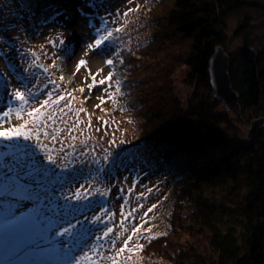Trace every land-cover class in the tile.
I'll list each match as a JSON object with an SVG mask.
<instances>
[{
  "label": "trees",
  "instance_id": "16d2710c",
  "mask_svg": "<svg viewBox=\"0 0 264 264\" xmlns=\"http://www.w3.org/2000/svg\"><path fill=\"white\" fill-rule=\"evenodd\" d=\"M12 1L23 9L21 16L34 35L48 8L65 13L85 8L90 0ZM244 4L151 0L141 16L146 39L132 46L114 44L128 86L142 97L136 110L141 132L129 147L148 149L147 168L166 166L174 196L166 235L151 243L143 239L141 264H264V132L250 144L229 137L224 127H231L232 120L217 112L221 101L214 99L209 76L210 60L226 42L225 20ZM3 29L0 18V33ZM1 55L9 65L8 75L23 80L14 61ZM183 66L184 82L193 87L186 102L177 95L175 82ZM229 72L234 90L241 94L242 111L264 116V48L256 53L242 49L236 62L230 60ZM0 102L8 105L1 92ZM89 109L93 118L111 119L116 108L99 104ZM180 158L186 159L183 168L168 166ZM226 187L231 193H224Z\"/></svg>",
  "mask_w": 264,
  "mask_h": 264
},
{
  "label": "rangeland",
  "instance_id": "374dc122",
  "mask_svg": "<svg viewBox=\"0 0 264 264\" xmlns=\"http://www.w3.org/2000/svg\"><path fill=\"white\" fill-rule=\"evenodd\" d=\"M150 1L90 0L85 4V8H72L65 13H61L56 7H50L44 13V21L37 25L34 29L35 32H32L34 35H32L28 30L30 28L28 20H24L21 16L23 9H17L12 0H0V18L5 25V29L0 33L1 94L9 100L13 90L25 91L23 87H20L21 82V86L22 83H27L29 87L39 89V98L46 99V93L55 88L56 85L49 83L47 88L44 85L49 80H55L59 85V91L55 95L71 92L75 97L72 102L73 111L65 109L67 115L58 114L56 117L57 124L48 129L50 133L53 127L63 129L57 141L52 143L43 136L41 140L49 148L56 149L51 154L58 163L68 165L63 169V172L71 182L67 183L63 193H55V195L60 196L56 204L70 203L72 208L68 211L78 217L83 225L92 229L87 240L89 247L86 251L91 253L93 245H103L100 248L101 255L91 253L99 264H111V261L104 259V257L114 254L115 249L111 246L112 239L117 241L116 249L123 244V241L118 238V234L122 232L120 227V222L123 219L122 212L127 213L135 210V220L129 218L125 221V226L129 232L124 234V238L130 235L134 226L141 223V217L149 221L144 225V228L151 227L152 233L150 235H156L166 232L167 220L174 204L170 176L166 166H159L154 169L147 168L149 162L145 163V160L149 156L148 149L146 148L145 151L133 150V147H129L130 144L136 142L141 132L136 110L142 105V97L140 92L128 86V75L120 70L119 66L123 60L122 55L118 48L114 47V44L132 46L146 39L148 34L146 21L141 16ZM241 1L245 3L242 10L234 12L225 20L226 42L222 47L228 53L231 63L237 61L242 49L256 53V51L264 48V0ZM130 9H137V11L132 12ZM125 12H129L127 17L124 16ZM57 13L59 14L57 15ZM104 21H107L110 29L123 28V31L113 33L114 42H106V44H111L110 50L107 55L100 56L97 54L99 50L91 51L88 49V45L93 43L95 30L101 28ZM125 21L127 22L125 23ZM57 36L64 40L66 46L70 47L71 55L65 54V45H59ZM49 40L56 41L57 46L54 47L53 44L49 43ZM246 42H250L252 46H246ZM1 53H5L6 57L14 61L24 74L23 80L15 81L8 75L10 72L9 65ZM81 59L87 62V67L81 68L77 72L76 68ZM107 59H112L113 65H107L105 62ZM53 63L56 64L55 68L51 67ZM45 68L48 69L47 72ZM181 68L175 76L176 89L179 98L186 102L192 97L193 87L184 82L186 67ZM89 72L92 75L99 72L97 80L107 77L110 72L113 73L110 82L111 87L104 85L89 90L88 84L91 83ZM63 73L66 74V77L67 75L70 77L68 76L62 82L59 77L61 75L65 77ZM117 81L120 84L119 92L115 91ZM80 88H84L83 93L78 91ZM108 93L115 96V103L109 98ZM98 97H102L107 102L102 104ZM214 99L216 98L214 97ZM216 100L221 101L217 112L227 114L232 120L231 127H224L229 137L246 144L252 143L255 139L249 137L251 123L259 116H255L256 114L251 111H241V117H237L232 111L226 110L222 100ZM29 102L34 104L31 100ZM64 103L66 101L61 102V105ZM99 104L116 108L111 119L90 116L89 108L93 110ZM18 106L19 102L14 101L12 107ZM7 107L8 105L0 102V113L6 111ZM80 108L86 109V112L79 113V119L83 123L77 126L78 130L72 131L69 135L68 129L76 125L75 110ZM89 116L91 117V128L88 127ZM261 117L264 116L261 115ZM25 119H27L26 116ZM105 121L107 124L104 123ZM22 122L13 118L10 122H5V127L9 126V123L19 124ZM262 131L264 132V127ZM72 137H75V140ZM113 140L115 144L112 143ZM121 140L124 143H121ZM61 141L64 151L59 150ZM28 143L33 144L38 153L37 158L47 162L41 149L31 141ZM73 152L75 154L69 155L67 160L63 159L66 154ZM82 152H87L89 155L87 157L81 156L80 153ZM107 153H111V155L105 160L104 157ZM93 157L99 160V165L90 163ZM185 163L186 159L180 158L168 166L172 167L173 170L175 168L179 170L184 167ZM99 166H103L102 172L97 171ZM56 171L60 172L61 168H57ZM231 190L232 188L226 187L224 193H231ZM78 192L83 194L80 200L75 199V194ZM218 192V197L224 195L223 191L218 190ZM101 193L107 194L101 195ZM64 195L71 197L70 201H65ZM153 205L156 207L152 212H148V209L152 208ZM105 208L107 212L104 211ZM58 211L64 213L62 208H58ZM146 212L148 215L145 217ZM113 213L115 214L114 219L108 221V216ZM35 215L36 210L31 201L18 206L11 200L4 202L3 198L0 197V263L2 260H6L8 249L18 239L42 235L47 231L43 223L40 225L33 223ZM46 215L53 222L55 221L56 217L51 212L46 213ZM96 216H100L101 220L108 221V223L101 224L97 221L96 224H93L91 221ZM16 217L20 218L19 223L23 226L24 232L13 236L7 230V225L10 220ZM79 227L78 224L77 228ZM106 227H112L113 232L108 240L97 242L95 236L101 235ZM142 241V238L139 239V243L142 244ZM136 243L137 240L134 238L129 247H133ZM83 254L78 253V255ZM127 255L126 252L124 256ZM132 261H138L141 264L139 253L132 256ZM46 264H59V262L47 261ZM125 264H131V262H125Z\"/></svg>",
  "mask_w": 264,
  "mask_h": 264
},
{
  "label": "snow or ice",
  "instance_id": "6c2138e0",
  "mask_svg": "<svg viewBox=\"0 0 264 264\" xmlns=\"http://www.w3.org/2000/svg\"><path fill=\"white\" fill-rule=\"evenodd\" d=\"M134 2V0H130ZM134 12L137 9H130ZM59 13H57L58 15ZM129 12H125L124 16L127 17ZM127 21H125L126 23ZM123 28L110 29L108 27L107 21L102 23L101 28L95 30V36L93 43L88 45V49L91 51H96L98 55L105 56L110 50L111 44H106L108 41L115 40L113 35L114 32L120 33ZM57 41L59 45H65L63 39L57 36ZM49 43L53 46H57L56 41L49 40ZM64 52L66 55H71V49L69 46H64ZM35 55V53H33ZM38 59V58H37ZM106 64L111 66L114 61L112 59H107ZM35 63V61H33ZM43 67V65H40ZM52 68L56 67V64L51 65ZM87 67V62L81 59L77 65L76 71L79 72L81 68ZM47 72L48 69L45 68ZM102 71V70H101ZM96 75L91 76V83L88 84L89 90L97 87H102L108 85L111 87L110 82L113 78V73L105 78L97 80ZM60 81H65L64 76L59 77ZM87 82V81H86ZM56 85L55 88L46 93V99H40V90L33 87H29L28 84L22 83V87L25 91L20 89H15L11 92L10 98L8 100V107L6 111L0 113V197L3 198L4 202L8 200L13 201L16 205L24 204L25 202L31 201L36 210V215L33 217V223L40 225L43 223L47 228V231L42 235H35L32 237H26L18 239L17 242L8 249L5 260V264H46L47 261H58L59 264H99L95 260L91 253L101 255L100 248L103 245L97 244L91 247V253L86 251L89 247L87 240L89 238L92 229L83 225L78 217L70 213L68 210L72 208L70 203H64L62 205H57L56 202L60 199V196L55 195L57 192L63 193L64 188L67 183H70L68 177L65 176L63 169L66 168L67 164L58 163L56 158L51 154L56 151L55 148H49L47 144H44L41 140L43 136L45 139L50 140L52 143L57 141L63 129L59 127H53L52 132L48 131L49 127L57 124V115H67L68 111H73L72 102L75 97L71 92H65L60 95H55L59 91V85L55 80H49L45 83L44 87L47 88L48 84ZM81 93L84 92V88L78 89ZM115 91H120L119 81L116 82ZM109 98L115 103V96L108 93ZM71 97V99H69ZM101 103H106L102 97ZM33 101L34 104H30L29 101ZM14 101L19 102L18 107H12ZM66 101L63 105L61 102ZM39 105V106H34ZM99 107V105L97 106ZM86 112V109L80 108L75 110L76 115V125L69 128V135L72 131L78 130L77 126L83 123L79 119V113ZM25 116L27 119H25ZM18 121H23L19 124H10L5 127V122H10L12 119ZM66 123V122H65ZM107 124V121L104 122ZM88 127L91 128V117L89 116ZM99 130V129H97ZM75 140V137H72ZM23 141V142H21ZM33 142L38 146L46 157L47 164L43 160L37 158L38 153L33 147ZM84 143V142H82ZM115 144V141L112 142ZM121 143H124L121 140ZM60 151H64L63 142L61 141ZM75 153H68L63 157L64 160L68 159L69 155H74ZM81 156L87 157L89 153L82 152ZM111 153H107L104 157L105 160ZM77 160L79 158L77 157ZM83 163L82 161H80ZM71 163V161H69ZM90 163L99 165V160L94 157ZM48 165H54V167H49ZM61 168L60 172L56 169ZM98 172L103 171V166L97 168ZM151 191V190H149ZM107 193H101V195H106ZM82 193H76L75 199H82ZM65 201H70L71 197L64 195ZM156 205L148 209V212H152ZM58 208L64 209V213L58 211ZM107 212V209L104 210ZM134 211H129L127 213H121L123 219L120 222V227L122 232L118 234V238L123 241V244L118 249L115 248L116 239L111 240V246L115 249L114 254L108 257H104L111 261V264H125V262H131V264H139L138 261H132V256L134 254L143 252L144 245L139 243V239H144L148 243L152 240L159 238L160 235H166V233L150 235L152 233V228H144V225L149 223L144 217H141V223L134 226L130 235L124 238V234L129 232V229L125 226V221L129 218L135 220ZM51 212L55 217V221L46 215V213ZM66 213V214H65ZM114 213L108 216V221L114 219ZM148 213L146 212L144 216L146 217ZM20 218L16 217L8 222L7 230L13 235L17 236L24 232L23 226L19 223ZM99 221L101 224H107L108 221L101 220L100 216H96L91 221L93 224ZM80 225L77 228V225ZM143 229V231H142ZM113 232L112 227H106L101 235H96L95 239L97 242L101 240H108L110 234ZM62 238V239H61ZM136 238L137 243L133 247H129V244ZM127 256H124L125 253ZM78 253H84L83 255H78Z\"/></svg>",
  "mask_w": 264,
  "mask_h": 264
},
{
  "label": "water",
  "instance_id": "95a60500",
  "mask_svg": "<svg viewBox=\"0 0 264 264\" xmlns=\"http://www.w3.org/2000/svg\"><path fill=\"white\" fill-rule=\"evenodd\" d=\"M229 68L230 57L228 53L224 47H217L209 65V76L214 97L223 101L227 111H232L237 117H241V94L233 88ZM263 127L264 117L252 121L249 137L251 139L259 137Z\"/></svg>",
  "mask_w": 264,
  "mask_h": 264
},
{
  "label": "bare ground",
  "instance_id": "6f19581e",
  "mask_svg": "<svg viewBox=\"0 0 264 264\" xmlns=\"http://www.w3.org/2000/svg\"><path fill=\"white\" fill-rule=\"evenodd\" d=\"M83 103H84V101H83ZM259 118V117H258ZM154 169V168H153ZM7 257V256H6ZM7 259V258H6ZM5 260H2L1 261V263L0 264H5V262H4Z\"/></svg>",
  "mask_w": 264,
  "mask_h": 264
}]
</instances>
